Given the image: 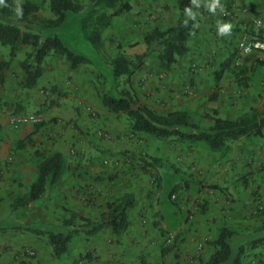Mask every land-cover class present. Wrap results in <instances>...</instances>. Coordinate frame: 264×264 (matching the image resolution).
I'll use <instances>...</instances> for the list:
<instances>
[{
	"label": "rangeland",
	"instance_id": "1",
	"mask_svg": "<svg viewBox=\"0 0 264 264\" xmlns=\"http://www.w3.org/2000/svg\"><path fill=\"white\" fill-rule=\"evenodd\" d=\"M21 1L14 0L15 11ZM32 1L39 4L36 17H53L48 8V0ZM130 1L131 8L115 15L104 30L102 47L96 56L98 65L92 61L71 69L63 56L50 53L44 58L42 71L35 85L28 88L19 65L29 50L28 47H23L16 59L10 62V67L5 69L4 79L0 84V110L10 114L8 122L11 133H16L21 124L13 126L10 119L28 116L38 118L30 120L32 129L29 133L42 132L45 135L55 130L58 135L68 127L71 137H74L65 147L62 170L64 186L72 187L73 198H56L55 190L58 185L54 184L39 199L20 207L19 212L10 220L60 225L63 219L58 220L55 216L58 205L65 217L71 213L88 216L79 211L83 212L82 207L90 205V190L96 184L100 190L114 192L107 199L101 197L102 202L98 206L103 204L105 207L107 201L116 199L125 192L134 194L137 201H142L145 206H158L151 222L159 224L163 221L165 225L157 227L154 224L152 231L153 234L159 233V246L165 260H159L155 264H202L211 252L208 240L214 238L218 226L227 225L235 229L242 243L264 222V137L243 136L231 142L224 156H220L211 152L202 142H180L174 138L158 139L144 133L133 134L124 114L109 113L98 103L94 104L97 98L100 101V94L108 91L111 86V78L104 65L119 52L134 57L136 53L132 48L144 41V35L150 30V27L141 26L136 19L142 6H147L151 12H164V16L179 13V18L189 17L185 11L188 7L192 11L202 12L199 9L201 5L197 4L199 0L197 3L186 0ZM226 11L230 12L229 15ZM214 14L218 20L232 21L233 25L228 34H218L217 26L213 27L214 40L211 43L218 46L220 42L227 43L230 40V46L219 56L217 53L222 48L211 47L205 59L213 63L222 62L233 54V69L236 71L240 66L246 65L249 71L235 76L232 71L227 70L219 79L187 78L177 89L180 98L176 100V104L167 106L168 101L157 98L153 99L154 104L144 102L157 112L186 109L191 120L206 127L216 115L231 117L264 108V58L258 52L240 54L237 48L243 32L256 31L254 19L260 17L264 21V0H218ZM238 17L243 19L238 20ZM33 21L36 25L37 21ZM239 23H242L241 26H238ZM195 31L188 41L190 51L180 56V60L187 61L191 51L195 50ZM56 32L71 48L94 58L90 44L80 32L77 16L68 18L65 26ZM155 57L156 53H150L147 60L152 62ZM7 59L8 47L0 44V60ZM254 61L257 64L252 68ZM189 62L193 65H188V70L194 68L201 71L205 67V64L202 66L192 59ZM99 67H103V73ZM72 78L79 83L77 93L71 90ZM86 78H91L88 87L83 85ZM123 78L119 79V87H129L139 99L135 88L131 86V79L128 84ZM69 94L72 96L69 97ZM144 95L143 99H148ZM66 102L72 104L76 117L59 121L58 115H50V106L55 103L65 105ZM32 138L33 145L26 143L20 149L14 147L16 140L21 138L11 141L9 145L10 158L4 160L6 167L18 159L25 160L26 166L19 171L18 176L14 173L7 174L9 187L14 195L11 199L0 198V221L9 218L13 199L24 195L36 176L38 158L34 153L35 148L42 153L46 152ZM91 206L93 207V203ZM46 211H51L53 220L43 219ZM140 214L144 215L143 211ZM76 221L80 222L79 219ZM90 239L91 237L86 239L83 233H78L73 238L68 253L54 258L45 234L22 228H7L0 230V264H86L82 254L89 253L90 259L93 258L94 250L88 247ZM244 264H264V245L247 248Z\"/></svg>",
	"mask_w": 264,
	"mask_h": 264
},
{
	"label": "trees",
	"instance_id": "2",
	"mask_svg": "<svg viewBox=\"0 0 264 264\" xmlns=\"http://www.w3.org/2000/svg\"><path fill=\"white\" fill-rule=\"evenodd\" d=\"M13 3L14 0H0V44L8 47L9 54V59L0 60V84L4 79L5 69L10 67V62L16 59L23 47H28L25 57L19 62L28 88L35 85L41 74L44 58L50 53L63 56L71 69L92 61L98 65L96 56L102 47L104 30L111 24L115 15L131 8L130 0H87L86 3L79 0H48V8L53 17L38 18L35 15L39 9L37 2L22 0L16 11L13 9ZM72 16L78 17V27L85 41L90 44L93 51L91 55H94V58L71 48L56 32L63 28L68 18ZM33 20L37 21L36 25ZM194 30L192 17L179 18L176 24L165 28H153L144 35L146 45L144 52L135 54L134 57L119 52L104 65L111 78V86L99 97L101 104L109 112L121 113L128 118L133 134L144 133L158 139L174 138L180 142H202L211 152L224 156L230 143L243 136L264 137V108L231 117L216 115L212 117V123L205 127L191 120L186 109L157 112L146 103L140 102L129 87L118 85L121 77L129 84L130 77L143 63L144 57L150 53H156L162 67L171 66L178 57L188 52V41ZM254 33L262 36L259 31ZM232 56L233 54H230L225 61L220 62V67L214 71L215 79L221 78L227 70L232 71L235 76L249 71L246 65L235 71ZM255 64L257 63L254 61L251 67L254 68ZM102 68L99 67L103 73ZM32 134L33 132L25 138L16 140L14 148L20 149L26 143L33 145ZM34 153L38 158L36 176L26 193L13 199L9 218L0 221V230L22 228L45 234L54 258H60L68 253L73 238L78 233H83L88 239L103 228H109L114 235H120L127 230L129 209L136 202L135 195L130 192L107 201L104 210L95 219L71 213L70 216L63 218L60 225L40 221L29 223L11 221L20 207L39 199L48 187L54 185L64 168V156L60 152L47 155L35 148ZM208 244L211 246V252L202 264H244L247 248L264 245V222L242 243L235 229L220 225L214 238L208 240ZM82 257L87 261L91 255L84 253Z\"/></svg>",
	"mask_w": 264,
	"mask_h": 264
},
{
	"label": "crops",
	"instance_id": "3",
	"mask_svg": "<svg viewBox=\"0 0 264 264\" xmlns=\"http://www.w3.org/2000/svg\"><path fill=\"white\" fill-rule=\"evenodd\" d=\"M169 1L171 2V0ZM186 1L190 2L191 0ZM211 2L212 0H199L197 4L201 5L199 9L202 10V12L198 13L197 11L193 10V12L195 11V18L193 20L196 30L195 34H197L195 39L196 44L193 46L195 50L191 51V55L187 61L180 60L178 57L171 66L165 68L160 65L157 57H155L156 59H154L152 62L147 60L149 54L144 57L143 63L137 68L132 78H130L131 86L135 88L136 93L139 96L138 100L140 102L144 103L146 101L148 104H154L153 99L157 98L168 101L167 106L173 105L176 104V100L180 98L177 89L186 82L187 78H215L214 71L216 67H220V62H208L207 59H205V55H209L208 52L211 47H217V49L220 47L222 49L217 53L219 56V54H222L226 47L230 46V40H228L227 43L220 42L218 46H215L211 43L212 39L214 40L212 28L217 26V21L228 22L223 19L218 20L214 12L208 7ZM146 7L147 6H142V9H140V13L136 16V19H138V22H141H139L141 26H147V28L150 27L148 32H150L155 27L165 28L169 25L176 24L179 16L181 17L179 13H171L164 16V12H151ZM240 19L242 20L243 18L238 17V20ZM236 22L237 19L235 20V23ZM228 23L231 24L233 22L229 21ZM241 24L242 23H239L238 26H241ZM232 25L233 24H231V26ZM145 49L146 45L144 41L137 43L132 48L133 52L136 54L144 52ZM188 51H190V49ZM212 53L215 54V51H212ZM190 59L201 63L202 66L205 64V67L201 68V71H198V69L194 68L188 70V65L192 64L189 62ZM49 80L52 81V78H49ZM70 82L72 91L76 92L79 90V83L75 78H72ZM90 84L91 78H86L83 85L88 87ZM143 94H145L144 97L146 96L148 99L144 100L142 97ZM68 96L71 97L72 95L69 94ZM96 101L97 102H94V104L98 103L103 109H106L100 103L98 98ZM85 106L87 107L89 105ZM105 111L109 112L107 109ZM49 113L50 115H58L59 119L57 118V120L59 121H61L60 119L68 120L72 117H76L75 109L73 108L72 104L67 102L65 105L55 103L54 105L50 106ZM9 115V112L0 110V198L7 197L11 199L14 193L9 187V178H7V174L11 175V173H14V175L17 176L20 175L19 171L26 166V161H20L18 159L17 162H11L8 164L9 167H6L4 160L10 158L8 155V149L11 141H15L17 138H23L25 134L29 133V131L32 129V125L30 120L20 122L19 124L21 125L19 130H17L16 133H11L9 130L10 124L8 122ZM68 129L69 128L67 127L62 133H59L58 135L55 133V130L45 135L42 134V132H38L37 134L35 132L32 134V137H34L36 140V144L39 143L40 147L43 146L46 149L45 153L47 155H51L52 153L58 151L65 157V147L69 141H73L74 139V137H71ZM15 163H18V166ZM131 177H134V175ZM64 179L65 177L61 172L60 178L54 183L58 185L55 190V196L59 199L65 196H67V199H72L73 189L72 187L64 186ZM90 191V201L93 203V207L90 203V205L82 207L83 212H79L86 213L89 217L95 219L99 216V213L104 210L103 204L98 206V204L102 202L100 198L103 197V199H107L112 196L114 192H108L103 189L100 190L96 184L93 185ZM94 203H96V205ZM56 205L58 204L56 203ZM158 209V206L155 205L145 206L142 201H137L136 197L135 205L129 209V225L124 233L120 235H114L109 228H103L99 232L90 236L91 239L89 240L88 247L94 251L93 258L87 260L86 264H155L159 260H165L163 250L159 246L161 241L159 233L154 232L153 234L152 231L154 224H157V227H163L165 225L163 221H161L159 224L156 222H151L153 212L157 211ZM140 211H143L146 217L141 215ZM56 213L58 215L56 214L55 216L58 220H61L65 217V213L60 209L59 205L56 207ZM43 217V219L47 221L53 220L51 211H46V213L43 214ZM110 240L112 243H110ZM189 247H191V242Z\"/></svg>",
	"mask_w": 264,
	"mask_h": 264
},
{
	"label": "built area",
	"instance_id": "4",
	"mask_svg": "<svg viewBox=\"0 0 264 264\" xmlns=\"http://www.w3.org/2000/svg\"><path fill=\"white\" fill-rule=\"evenodd\" d=\"M229 15V11L225 12ZM254 27L256 31H259L262 36H258L255 33L243 32L238 40L237 48L240 54H249L253 52H258L262 55L264 54V21L260 17H256L254 19ZM238 62V61H237ZM26 120H38L37 117H28V116H15L10 119L11 124L17 126L18 123L26 121ZM29 253H32L29 250Z\"/></svg>",
	"mask_w": 264,
	"mask_h": 264
},
{
	"label": "clouds",
	"instance_id": "5",
	"mask_svg": "<svg viewBox=\"0 0 264 264\" xmlns=\"http://www.w3.org/2000/svg\"><path fill=\"white\" fill-rule=\"evenodd\" d=\"M191 3H197V0H191ZM218 6V0H212V2L208 5L209 9L215 12L216 7ZM187 16L195 18V13L192 11L190 7L185 9ZM231 30V24L228 22H220L217 21V32L218 34H228Z\"/></svg>",
	"mask_w": 264,
	"mask_h": 264
}]
</instances>
